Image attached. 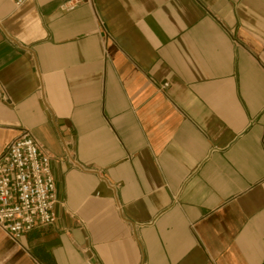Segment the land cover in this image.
<instances>
[{
  "label": "crops",
  "instance_id": "obj_1",
  "mask_svg": "<svg viewBox=\"0 0 264 264\" xmlns=\"http://www.w3.org/2000/svg\"><path fill=\"white\" fill-rule=\"evenodd\" d=\"M64 1L0 0V154L57 200L0 264H264V0Z\"/></svg>",
  "mask_w": 264,
  "mask_h": 264
},
{
  "label": "built area",
  "instance_id": "obj_2",
  "mask_svg": "<svg viewBox=\"0 0 264 264\" xmlns=\"http://www.w3.org/2000/svg\"><path fill=\"white\" fill-rule=\"evenodd\" d=\"M10 1L20 7L27 0ZM83 4L93 8L94 0H65L60 8L70 11ZM168 86L164 83L162 88ZM0 98H6L1 85ZM55 191L49 151L23 131L0 154V230L18 242L36 226L53 224Z\"/></svg>",
  "mask_w": 264,
  "mask_h": 264
}]
</instances>
